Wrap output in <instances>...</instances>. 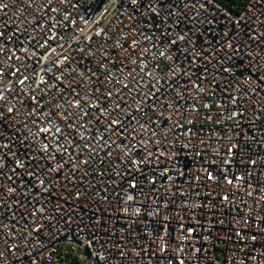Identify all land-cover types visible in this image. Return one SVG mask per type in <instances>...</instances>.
Listing matches in <instances>:
<instances>
[{"label": "built area", "instance_id": "built-area-1", "mask_svg": "<svg viewBox=\"0 0 264 264\" xmlns=\"http://www.w3.org/2000/svg\"><path fill=\"white\" fill-rule=\"evenodd\" d=\"M202 2L204 7L185 8L182 13L180 3L174 0L170 9L174 15H166L168 10L158 6L160 15L154 16L146 7L130 5L129 0H0V31L11 38L6 42L12 57H0V66L11 72L14 66L23 64L21 71L31 77L36 67L35 45L45 67L48 61L65 66L61 65V53L68 57L78 92L95 85L100 89L95 95L101 101L107 91L118 92L133 115H138L135 109L141 100L148 101L140 119L149 120V124L146 130L137 126L143 137L132 132L128 135L136 136L137 161L145 155L140 149L155 154L138 168L131 162V152L118 147L124 139L113 136L116 143L111 145L110 156L102 148L90 160V166L81 167L72 177L74 183L60 178L53 189L55 203L46 194L37 197L36 190L26 198L29 188H22L10 169L17 157L39 159L42 144L35 134L37 127L46 126L45 113H55L64 122L56 109L61 106L64 110L70 94L61 96L56 89L40 85L37 104L30 94L35 84L25 87L5 80L0 84L6 89L0 101V145L7 146L2 149L5 163L0 185L5 191L9 184L16 188L15 194L8 193L4 198L16 215H11L8 207L0 212V221L9 226L0 237L4 241L0 243L4 253L0 264H100L94 258L97 251L109 257L110 264H123L120 252L125 248L131 253V264H180L181 259L184 264H264V224L257 226L264 216V201L257 202L264 197V84L249 81L250 74L264 73V55L249 39V32L253 36L264 32V3ZM53 21L61 23L53 27ZM58 31L63 37L58 40L60 47L45 61L48 46L41 49L39 45L44 44L46 35ZM180 34L185 36L184 41L168 43ZM226 39L240 49L230 59H224L232 51ZM188 41L195 47L185 48ZM17 48H27V55ZM201 49L204 60L189 67L185 53ZM221 65L230 71L221 70ZM89 73L95 74L91 80ZM41 75L35 74L36 83ZM52 75L45 78L51 82ZM204 75L208 79H198ZM112 77L117 83L110 82ZM124 83L129 88H122ZM197 84L202 91L195 87ZM64 85H68L67 80ZM149 89H159L158 100H149ZM133 99L137 103L133 104ZM153 103L155 107H150ZM167 104L172 105L171 110ZM9 108L14 110L9 112ZM67 110L75 111L70 107ZM233 112L242 115L233 117ZM87 119L92 121L89 128L99 136L103 125L95 131V117ZM152 131L154 137L149 135ZM45 163L51 166L55 161ZM164 169L168 170L166 175ZM27 170L25 165L18 171ZM65 175H72L67 167ZM23 180L32 183L26 175ZM133 181L137 184L134 189L129 187ZM129 192L133 201L127 200ZM16 201L23 207L18 208ZM33 206L45 208L36 224L32 223L38 215L32 211ZM25 216L27 219H21ZM13 224L16 234L8 238ZM38 225L43 227L37 233L33 229ZM25 232L29 241L22 238ZM186 232L188 238L184 240ZM237 232L245 235L237 237ZM181 245L183 250L178 251ZM136 246L146 249L139 260ZM165 248L168 250L162 251ZM195 249L203 251L197 253Z\"/></svg>", "mask_w": 264, "mask_h": 264}, {"label": "snow or ice", "instance_id": "snow-or-ice-1", "mask_svg": "<svg viewBox=\"0 0 264 264\" xmlns=\"http://www.w3.org/2000/svg\"><path fill=\"white\" fill-rule=\"evenodd\" d=\"M118 2H123V0H118ZM178 2L181 5V12L183 13V10L185 8L187 9H197V6L204 7L205 4L202 2V0H178ZM130 5H140L141 7H146L151 15L159 16L160 13L156 10L157 7L164 8L165 10H168L166 12V15L172 16L174 15L173 12L170 11L172 7H174V0H129ZM261 3H264V0H261ZM51 11L55 12L56 9H51ZM198 14V12H197ZM261 15H264V13H261ZM61 21H53V27H57ZM240 21H237L236 24H239ZM264 23V22H262ZM189 31H191V27L189 28ZM238 31V29H237ZM225 37L228 36V33H224ZM63 37L60 35L59 31L56 35H46L44 39V44L39 45V48H44V45L48 46V52L43 57L45 61L48 60V55L55 52L58 47H60L58 40L62 39ZM11 38L6 37L5 31H0V57H5L8 60H11L12 57L10 55L11 49L8 48L7 42ZM249 39L253 41V43L256 45L257 48L260 49V55H264V32H257L255 36L252 35V32H249ZM185 36L183 34H180L178 36V39H172L169 40L168 43L170 45H178L180 41H184ZM225 43L228 44V47L232 50L230 53H228L227 56L224 57V59H230L233 53H238L240 51L239 48L235 46V44L232 43L231 39H226ZM189 45H191L192 48L195 47V45L192 43V41H188L184 47L187 48ZM33 54L36 56V61H34V64L36 67L32 70V76L30 77L25 72L21 71V68L25 67V65L21 64L19 66H14V70L11 72L7 71L4 67L0 66V84H3L5 80L8 81L10 84L15 85H23L25 87H28L29 84H35V87L31 88V99L35 100L37 104H39V100L36 96V91L40 88V85H44L46 89H56L61 96H64L65 93H69V97L66 100L64 107V110L61 111V106H57L56 111L60 112V115L63 116L64 122H61L57 117L55 113H45V120L43 121L44 125L46 126H38L37 132L35 133L40 137V142L42 144L41 149V155L39 159L35 156H28V159L25 161L24 159L17 157L15 161V166L10 169V171L13 173V176L16 177V179L20 180L21 187H27L29 188V193L26 194V198L28 195H30L31 190H36V196L39 197L41 195L46 194L49 200L51 202L55 203L54 199H52L55 196V192L53 189L59 184L60 178H65L69 182L74 183V180L72 177L76 175V173L80 170L81 167L84 166H90V160L94 156H96L100 149H105L107 155H111V145L116 143L115 140L112 139L113 136L116 137H122L125 141L124 144L118 145V147H122L125 152H131V162L136 165L138 168L140 165L146 163L149 161V157L155 155L150 150H147L146 148L140 149L139 151L145 152V155L140 158L139 161L136 159V151H137V140L136 136L129 137V132L135 133L136 135L143 137V132H140L137 128L145 129L146 126L149 124V120L142 121L140 117H143L145 114V106L148 104V101L141 100L140 107L136 108L135 111L138 115H133L132 113L127 111V108L129 105L126 101L123 100L122 97L119 96V93H113L112 90L107 91V93L104 96L103 101L100 100V98L95 95V93H98L100 89L96 87L95 85H89V88H91V91H89V88H81V90L78 92L76 91V80L75 77L71 75L72 69L70 65H67L68 57L63 56V53H61L62 61L61 65L65 66H58L52 61H48L47 66L41 65V56L39 52L36 49V46L33 45ZM17 52H22L25 56L28 53L27 48H17ZM254 51V49H253ZM161 56H164L165 53L161 52ZM17 60H20V56L16 57ZM249 59L251 60V56L249 55ZM259 59V56L257 57ZM185 60L188 63L189 67L196 65L199 61L204 60L203 55V49H201L200 52L195 51H188L185 53ZM253 63H256V61H253ZM171 68V65H169ZM221 70L228 72L230 71L229 68H225L221 65ZM65 71L68 72V75H65ZM131 69L129 70V75H131ZM59 72V75H56L55 73ZM36 73H43V75L40 76L39 82L36 83L35 81V74ZM49 74L52 75V80L49 82L48 79L45 77ZM184 74H188V68L184 69ZM80 75L83 77L84 72H81ZM94 73L88 74V79H92ZM151 75V74H149ZM191 79V77H189ZM198 79H208L207 75H204L203 77H198ZM68 81V85H64V81ZM255 80L256 83L264 84V73L257 72L255 74L249 75V81ZM111 83L115 84L117 83V80L115 77H112L110 80ZM133 83H137L135 78H133ZM159 83V81H157ZM195 87L198 90L202 91L201 85L197 84ZM122 88H129V84L124 83L122 85ZM6 91L5 88H0V101L4 100V92ZM149 100L152 99H159L160 91L159 89H156L155 91H152V89H149ZM132 95V93H129ZM138 95V93H137ZM164 95H168L167 92L164 93ZM112 99H115L116 103L111 104L109 103ZM179 99V95L177 97ZM233 99H236L235 97ZM92 101H96L93 103ZM137 103L135 99H133V104ZM169 110H171L172 105L167 104L165 105ZM75 109V111H68V108ZM150 107H155V104H151ZM14 109L9 108V112H12ZM29 115H32L31 112L28 113ZM3 113H0V116H2ZM237 115H242V113L233 112V117ZM113 116H116L115 119H112ZM88 117H95V123L98 125V127L95 129V131H100L99 125H103V131L100 132V135L97 136L94 134V132L89 128V124L92 123V121L88 120ZM151 119V118H150ZM55 121V122H54ZM35 123V121H34ZM166 123V121H165ZM71 129V132H66L65 129ZM150 136H155V131H152L149 133ZM143 139L141 140V143H143ZM7 145H0V177H3V169H4V156L5 153L3 152V147H6ZM231 151V149H230ZM15 155V153H12ZM159 159V157H157ZM33 161H35V164H33ZM45 161H55L54 164L51 166L48 163H45ZM27 165L28 170L26 173L22 171H18L19 169H23ZM67 167V172L71 173V176L65 175V168ZM165 175L167 174V169L162 170ZM58 174V175H54ZM27 176L30 181H32L31 184H27L24 182L23 177ZM209 179H212V174L208 173ZM10 180H13V183L16 182V180L13 179V177H9ZM168 179H171V177H168ZM151 183H154V181H150ZM228 183H232L231 180L228 181ZM61 187H65L64 185H60ZM7 190L5 191V186L0 185V212L3 211L5 207H8L9 212L11 215L15 216L16 213L4 203L5 196L8 195V193L15 194L16 188L13 187L11 184L7 185ZM129 187L134 189L137 187V184L133 181L130 182ZM78 194V193H77ZM107 199V197H105ZM223 199L227 200L228 197L225 196ZM128 201H133L134 196L129 192L127 195ZM261 201H264V197L260 198L257 202L260 203ZM17 207H23L22 204H20L19 201H16ZM60 206H56V211L59 212ZM33 212H36L38 215L33 219L32 223L36 224V221L41 219L43 217V213L45 212L44 207L36 208L33 206L32 208ZM257 215L260 216V212H257ZM21 219H27V217H21ZM249 219H245V223L249 222ZM220 223H223V220L220 221ZM260 224H264V216H260L259 221H257V226ZM9 226L5 225L2 221H0V237L4 236L5 229H7ZM43 225L36 226L33 231L39 232ZM191 233H195V229L188 230ZM16 234V228L15 225H12L11 230L8 232V238L14 237ZM237 237H240L242 235H245V233L237 232ZM22 238L25 241H29V234L27 232L22 233ZM188 234L187 232L184 234V240H187ZM38 239V237H33V240ZM253 241L257 239L255 235L251 237ZM246 242V240H245ZM0 243H4L3 240H0ZM89 246L92 245V241L88 242ZM39 246V245H37ZM116 245H114L115 247ZM16 247H19L17 245ZM103 245H101V248ZM15 250L14 248H10L9 251ZM137 250V259H140V253L145 252L146 249L143 246H136ZM168 249L165 248L162 251H167ZM183 246L181 245L178 248V251H182ZM197 253L202 252V249H195ZM156 254L155 251H153L152 256ZM4 253L0 251V258H2ZM91 255V253H90ZM131 255L130 252L125 248L124 251L120 252V257L123 260V264H131V261H129V256ZM152 256H148L147 260H151ZM97 261L100 262V264H110V258L103 256L100 251H97L95 253L94 257ZM118 264H121V262L118 261ZM180 264H184L183 259L180 260Z\"/></svg>", "mask_w": 264, "mask_h": 264}]
</instances>
